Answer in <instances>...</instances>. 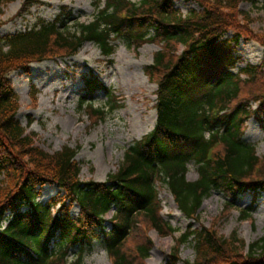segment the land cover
<instances>
[{"label":"trees","instance_id":"16d2710c","mask_svg":"<svg viewBox=\"0 0 264 264\" xmlns=\"http://www.w3.org/2000/svg\"><path fill=\"white\" fill-rule=\"evenodd\" d=\"M16 1L0 0V17ZM20 1V16L44 4ZM177 1L105 0L102 7L99 0L93 21L74 30L68 10L53 21L39 19L24 31L0 36V264H84L96 242L112 264H145L153 243L146 235L129 247L134 234L153 229L169 236L177 231L161 215L158 184L168 188L192 222L199 221L213 192L223 193L233 206L244 194L255 198L264 193V161L244 138L250 119L264 129V87H250L259 85L264 57L258 71L241 67L237 51L243 39L264 45V34L251 29V16L239 9L243 0H184L200 8L187 13ZM115 38L138 48L161 46L147 68L158 84L157 122L125 150L121 165L105 182H83L79 149L64 147L50 154L35 145L18 119L20 102L11 74L29 73L33 63L66 60L86 43L110 57ZM99 91L112 94L98 77L88 76L81 106L97 121L105 113L89 99ZM191 163L198 171L195 181L187 177ZM47 186L58 192L43 200ZM253 211L241 210L242 219L250 220ZM193 224L165 264H264V236L245 253L246 244L236 233L226 239L216 228ZM186 244L194 248L193 261L181 259L180 248ZM72 251L77 252L71 262Z\"/></svg>","mask_w":264,"mask_h":264},{"label":"rangeland","instance_id":"374dc122","mask_svg":"<svg viewBox=\"0 0 264 264\" xmlns=\"http://www.w3.org/2000/svg\"><path fill=\"white\" fill-rule=\"evenodd\" d=\"M44 4L33 7L29 13L19 15L22 2L16 1L4 8L0 17V36L24 31L34 26L39 20L53 21L64 11L73 13V21L68 25L74 30L77 24L90 23L97 14L99 0H43ZM140 2L141 0H131ZM105 0H102L104 7ZM183 13L191 9L199 10L196 3L178 0ZM239 9L248 13L253 20L251 29L256 34H264L263 0L254 4L252 0H243ZM229 37L232 33H229ZM115 53L107 57L101 49L86 43L75 56L66 60H47L33 63L29 73L15 71L11 78L19 96L20 110L18 119L29 135L34 136L35 145L53 154L64 147L79 149L77 161L81 165V181L105 182L110 173L116 172L124 159L125 150L135 141L149 134L157 122L158 84L147 73L148 66L154 62L155 54L161 46L145 43L135 47L122 38L113 39ZM178 54L183 47H179ZM238 54L242 56L241 67L250 65L261 70L264 57V45L257 39L241 40ZM98 77L111 90L97 92L89 102L96 109H103V118L95 120L90 110L81 106L85 92V79ZM259 85L264 87V69L261 70ZM248 86L244 90V95ZM111 96V98H110ZM245 140L256 146V152L264 161V129L255 119L245 124ZM189 181L198 179L197 167L189 165ZM58 192L56 187L47 186L43 200ZM163 218L177 230L169 236H161L155 230H143L129 240V247H134L141 238L148 236L153 243L150 256L145 264H165L176 247L178 238L194 223L200 226L216 228L221 236L229 239L234 233L248 246L264 236V193L253 198L247 193L240 197L236 205H231L223 193L213 192L200 211L199 221L188 220L180 211L168 188L158 184ZM253 207L250 220H243L241 210ZM78 208H73L76 213ZM108 214L106 219H111ZM77 251H72L70 261L75 259ZM181 259H195L192 244L180 248ZM84 264H112L104 246L96 242L87 250ZM183 264V263H180Z\"/></svg>","mask_w":264,"mask_h":264}]
</instances>
